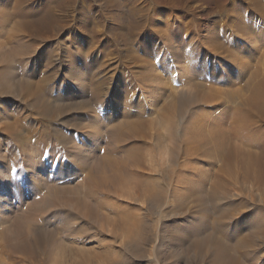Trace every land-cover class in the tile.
I'll return each instance as SVG.
<instances>
[{
  "label": "rangeland",
  "instance_id": "rangeland-1",
  "mask_svg": "<svg viewBox=\"0 0 264 264\" xmlns=\"http://www.w3.org/2000/svg\"><path fill=\"white\" fill-rule=\"evenodd\" d=\"M245 1L72 0V3H67L66 0H0V10L4 8L3 12L8 8L12 12L14 6L21 4L22 7L34 10L30 15L36 16L35 19L42 7L56 2L63 3L55 6L53 10L61 28L42 42L26 39L25 44L30 47H25L23 57H27V50L32 48L33 51H28V55L31 53V59L39 63L33 65L36 68L32 70L34 77L40 80L45 76L51 78L52 83L54 77H57L58 83L66 84L61 94L64 95L67 111L64 118H71L68 125L76 122L73 119L75 117L79 118V123L89 124L90 116L94 114L102 122L109 123L108 126L100 128L94 140L86 129L72 130L69 126L64 129V133L73 138L74 144L90 147L91 150L87 152L89 159L82 168L84 172H79L80 175L76 178L62 177L61 180H57L56 175L61 165L71 166L76 170L69 162L68 149L65 146L48 138L42 145L33 147L31 152L38 151L40 157L36 160L39 167L31 171L23 150L26 147L24 134L20 132L12 137L5 136L0 128V157H4L0 158V170H6V175H9L0 176V206L3 203L9 207L5 206V210L2 207L0 211L6 212L3 220L8 223L10 230L6 242L1 241L4 243L0 249V257L4 258L3 264H210V258H207L197 243L204 242L216 232L214 222L219 216L216 211L219 204L229 212L228 217L223 219L224 223H230L232 227L242 224L234 235L245 233L248 237L253 234L251 238L259 236L251 232L250 220L252 213L264 212V193L251 183L240 181L238 184H230L228 177L223 176L221 182L227 185L229 194L235 193V198L227 197L229 194H225L223 189L222 198H228L229 201L219 203L211 198V194L216 188L217 176L223 163L217 161L218 157L213 165L185 158V151L190 146L186 145L185 139L188 126L196 131L201 129L202 134L209 136L222 122L229 126L236 123L235 116L229 118L230 111L241 108L240 100L251 93V88L243 85L246 76L243 78L244 82L237 80L240 67L247 68V76L256 67L264 70V19L251 12V9L247 11L244 7L250 5ZM235 8L239 13L237 16H241L246 24L237 33L234 29L237 17L230 15ZM134 10L143 13L136 19L146 22V27L137 34L136 41L134 39L137 36L131 37L132 34L129 35L127 31L128 16ZM0 27H5L3 21ZM244 33L247 35L242 38ZM4 40L0 35V60H13L10 63L15 64L14 60L20 53L9 48ZM210 40L220 41L225 45L226 51L242 57L240 62L243 65L230 62L226 54L214 55L209 52L204 42L208 45ZM255 40L258 45L254 46ZM80 48L87 49L88 57L80 60L77 58ZM133 53L141 60L132 59L130 56ZM47 56L50 57L52 65L45 63ZM151 65L156 68V77L149 75ZM182 67L187 69L192 78L186 79V73L185 76L182 75ZM29 68L32 69L31 66ZM90 72L93 73L92 78L99 79L103 84V91L107 94L104 104L101 99L99 101L93 97V86H90V91L83 92L81 86L70 82L75 75L79 80H85ZM144 76L147 79L141 81L140 78ZM194 81L200 83L205 90L212 85L219 89L218 95L217 92L214 93L216 100L213 104L208 105L201 93L196 96L188 94L193 89L192 86H187L195 83ZM125 88L130 91L128 95ZM230 93L240 99L228 96ZM84 99L88 102L90 100L92 104L89 112L82 111L78 106ZM127 100L131 103L130 106L137 103L134 106L136 113L146 128L144 130L147 134L144 133L145 138L139 139L140 141L124 137L119 131L122 129L121 122L128 118L131 110L123 108L117 116L112 117L113 111L108 109L110 104L117 105ZM101 104L107 106L101 109ZM14 109V106L7 107L5 114L13 113ZM1 110L3 109H0V113ZM15 113L17 114L16 111ZM114 120L118 122L112 123ZM195 121L200 122L202 127H194L197 123ZM2 122L6 123L5 120ZM261 124L264 125V122ZM133 154H140L144 160L147 159L137 172L143 186L146 181H152L150 189L153 193L146 195L141 190L139 202L130 200L128 196L120 199L106 194L108 190L104 183L116 176L121 163L127 167L126 172L121 174L127 182L131 170L127 165L130 164ZM217 169L219 170L216 173ZM182 173L187 179L198 180L205 185L207 195L203 199L199 201L190 198V190H185L178 182V176H182ZM41 175L50 184L48 189L41 185L43 179L37 180ZM84 175L89 176L88 186L93 190L89 194L81 188L73 195L58 193L57 188L61 186L80 185ZM63 202L68 206L64 207ZM181 204L184 210H180ZM233 204H239V209L233 208ZM126 212L132 213L138 219L140 217V239L132 245L121 246L119 236L123 229L116 226L111 219H124ZM72 214L78 218V227H85L86 236L91 237L86 243L79 240V243L73 242L70 236H66L64 227L68 224V215ZM104 214H108L111 219ZM106 218L109 219L108 223ZM0 223L3 224L2 221ZM101 226H104V232ZM185 230H188V234L182 232ZM203 237L206 239L202 240ZM259 241L258 246L249 250L257 251L263 257L264 237L259 236ZM56 251L57 254L54 253ZM263 261L264 257L261 262Z\"/></svg>",
  "mask_w": 264,
  "mask_h": 264
},
{
  "label": "bare ground",
  "instance_id": "bare-ground-1",
  "mask_svg": "<svg viewBox=\"0 0 264 264\" xmlns=\"http://www.w3.org/2000/svg\"><path fill=\"white\" fill-rule=\"evenodd\" d=\"M247 1L250 7H244V8H246L247 11L251 9V12L257 15L259 18L264 19V0H247ZM66 2L72 3V0H66ZM58 5H63V3L56 2L54 4L47 5L46 7H42L43 9L39 11L40 13L39 15L37 14L38 16L36 19H35L36 16L35 17L31 16L32 15L31 13H33L34 10L32 11L28 7H24V6L22 7L21 4L14 6L15 9L12 12L10 11L9 8L8 9L5 8L6 10L4 12H3L4 8L3 10H0L2 11L0 12V24L3 21L4 26H5V27H0V35L5 39L4 40L5 44L9 46V48H12L13 51L18 50V52L20 53V55L16 54L17 57L15 56L16 57V59L14 60L15 64L13 62L10 63L13 60H11L10 62H8V60L6 61L0 60V109H3L1 110V113H0V121H1L0 128L3 130L5 136L8 135L12 137L16 133H20V132L24 134V137L26 139V143H25L26 147H24L23 150L27 158L26 163L32 169L31 171L39 167L36 165V160L38 161L37 157L39 156L40 153H38V151L31 152V149H34L33 147L42 145L45 141H47L48 138L55 139L56 141H58L59 144H62L63 146H65L68 149V155L70 159L69 162L72 165H74L76 170L74 171L71 166L65 167V165H61V167L56 173L57 180H61L63 179L62 177H67L69 179L76 178V176L80 175L79 172L81 173L82 171L84 172L82 168L84 167L87 159H89L87 152L91 150L90 147L84 148L83 145L78 146V144L77 145L74 144L73 138L72 137L70 138L68 134L64 133V129H66L67 126H69L71 129L72 128L86 129V132L91 136L89 137L92 140H94L98 136L100 128L103 126H108L109 123L102 122L99 119V117L95 116L94 114L90 116L89 124L79 123L78 122L79 118L75 117L73 119L76 122H74V124L68 125V121L71 118L69 117L64 118L65 117L64 114L67 111H66V106H65L66 104L64 103V99H63L64 95L61 94L64 91V87L66 84H64V82L58 83L57 77H54L53 83H52L51 78H48L45 76L42 77L40 80H37V78L34 77L35 76L33 75L34 71L32 70H35L36 68H34L33 65H38L39 63L31 59L32 56L30 57L31 55L30 52H29L30 55H28V51L32 50V48H30V50H27V57H23V54H25L24 52L26 49L25 47H27L25 42L28 41V38L39 40L42 42V41H45L49 37V35H54V33L58 31V29L61 28V25L59 24V20L58 18L54 16V11H53L54 7ZM129 14L130 16H128L129 18L127 21V28H128L127 31L129 35L132 34L131 37L137 36L134 39L136 41L138 38L137 34H139L140 30L146 27L145 26L146 22L143 23L139 21L138 19H136V17H140L143 15V13H141V11L139 10L130 11ZM230 15H232V17H234V15L237 17L235 18L237 19V22L236 21L235 23L233 22L235 32L238 30H242V28L246 26L241 16H237L239 15L237 8L232 9ZM14 19H17V20L13 21ZM149 22L153 23L151 20H149ZM8 25H10V27ZM6 26H8L9 28H6ZM148 27H149V30H151V26L148 25ZM242 35H243L242 38H244L246 37L247 33H244ZM21 42H23L24 44H20ZM204 43H205L206 48L212 54L214 55H219V54L225 55L226 54V56L230 58V60L228 59L230 62H234V64L236 65L239 63V66L243 65V63L240 62L242 60V57L240 56L237 57V55L235 56V54L234 55L231 54L232 52L229 53L230 52L229 50L226 51L224 47L225 45L222 44L220 41L217 42L214 40H210L208 42V45H206L207 44L206 42ZM209 43H211V45ZM28 44L30 45V42H28ZM172 45H174V43L171 44V46ZM255 45H258L256 43V40L254 42V46ZM21 47H23L24 49H21ZM88 53L89 52H87V49L84 50L80 48L77 52V58L79 60L82 59V57L86 58L88 57ZM130 57L132 59L141 60V58L138 57L136 53H133L132 56ZM44 61L48 65L53 64L51 63V59L48 56L45 57ZM29 66L32 67L31 70ZM150 68L151 69L149 70V75L156 77L157 76L156 68L153 65H151ZM181 69H182V75L184 74L185 76V73L188 74L186 75L187 76L186 79L192 78V76L189 73H187V69L183 67ZM92 74L93 73L90 72V74L88 75V78L86 79L83 78L85 80H79V78L75 75L74 78L70 79V82H74L79 87L81 86L80 89L83 92H86L87 90L90 91V86H93V90H91L93 91L92 92L94 95L93 97H95V99H98L99 101L101 99V101L104 104L107 94H105V92L103 91L104 89L103 84L99 79L95 80L94 78H92ZM245 76L247 77V79L245 83H243V85L245 84L246 86H248V88L250 87L251 91L250 89L249 91L251 93L249 96L242 99L243 101L240 100V102L242 103V104L240 103L242 105L241 108L238 107L239 109L237 108L234 110L232 109L230 111V115L228 113L229 118L235 116L236 118L235 124L229 126L228 123L225 124V122L224 123L222 122L218 124L214 130H212L213 132H210L211 134H209V136L207 135L205 136V133L202 134L203 132L201 131V129L200 130L197 129L196 131L193 127H192L193 129L188 128L189 126L187 127V132H185L186 134L185 139L187 142L186 145L188 144L190 145L189 148L187 147L185 151V158L212 164L216 162L217 160L216 157H218L217 161L223 163L222 164L223 168L219 171L218 176H217L216 188L213 189V192L211 194L212 196L211 198L213 200H216L219 203L229 201L228 198H227L228 201L224 197L222 198V195L224 196V192L222 191L223 189L225 190V194L227 193L229 194L228 192L229 188H227V185L221 182L222 180L221 178L223 176L228 177L230 184L231 183L238 184L240 181L251 183L255 188L261 190L264 193V125L261 124L264 122V70L259 67L258 68L256 67L255 69L251 71V73L248 74L249 76L248 77L247 68H244L243 66H241L239 72L237 73V78H238L237 80L240 79L242 82H244L243 78H246ZM145 77L146 76L141 77L140 80L145 81L147 79V77L146 78ZM194 82L195 83H192L189 86H187V88L192 86L191 88L193 89L191 93L190 92L189 93L187 92V93L190 95L195 94L194 96L201 93L200 94L201 97L205 98L206 103L207 104L209 103L208 105L213 104L214 101L216 100V95L214 93L219 91V89L215 85H212L210 89L205 90L200 83L197 84L196 81ZM125 89H126V95H128V92L130 91H128L127 88ZM217 95H218V92H217ZM229 95H232V97H236V95L232 93L228 94V96ZM236 98L238 99L239 97H236ZM85 99L79 102L78 106L82 111L89 112L92 109L91 108L92 104L90 100L88 102L86 101L87 99L86 100ZM11 102H13L14 104ZM130 104L131 103L129 102V100H127L125 103L120 102L117 105L110 104V108L108 109H110V111H113L111 113L112 117L117 116L120 113V110L123 108L131 110L128 115V118L124 119L123 122H121L122 129L119 131H121L120 134H122V136L124 137L127 136V138L129 139L140 141L139 139L145 138L144 133H146V130L144 129L146 128L144 127L142 122L139 120V115L136 113V110H135L136 108L134 106H136L137 103H135V105H132V106H130ZM10 106L15 107L16 110L14 109L13 111L14 112L16 111L17 114L16 113L14 114V112L9 115H7L8 113L5 114L6 108ZM106 106H102L101 104L99 108L103 109V107H106ZM228 115L226 117H228ZM194 119L195 118L193 117V120ZM2 120H5L6 123H3ZM47 121L52 122V124H49ZM114 122H118V120H114L112 123ZM193 126L194 127L196 126V128H199L200 126L202 127L200 122L195 123V125ZM93 136L95 138H93ZM127 138H124V139H127ZM157 138L158 137H156V139ZM159 142H156V143H159ZM0 158L2 159L4 157L1 156ZM145 160L143 159L142 155L133 154L130 160V164L127 165L129 169H131L129 180L127 182L124 181V178H123L124 175L123 176L121 175L127 167H126V164L121 163L120 167L118 166L119 172L115 174L116 176H114L111 180H109V181H112V183L109 184L110 183L109 181L104 182L108 190V192L105 190L107 192L106 194H112L116 198H120V199L128 196L130 200H133L135 202L140 201L141 194H142L141 190H144L146 195L147 194L151 195L153 193L151 191L152 189H150L151 188L150 183L152 181L149 183L146 181L145 184L147 186L146 185L143 186V184L140 181L139 175L137 174V172L139 171V168H141V166L145 163ZM218 170L219 169L216 170V173L218 172ZM6 172L7 171L4 169L0 170V176L1 177H4V175L7 176L8 174L6 175ZM41 176H39L37 180L39 181L40 179H43L44 182L41 185L45 186L44 189H48L47 186L50 184L45 182L47 180L46 178H43L44 175L42 177ZM180 176L181 174L178 176L179 177L178 182H180V185L182 184L184 186L185 190L186 189H188V191L190 190V194H191L190 198H192L193 200H199V199L201 200L207 195L205 192V187H204L205 185L203 186L201 181H198V180L193 181L194 179L189 180L183 175V173H182V176L181 177ZM183 176L185 178H183ZM88 177L89 176L84 175L82 177V183L80 185L77 184L78 185L77 187L71 184H67L64 187L61 186L57 188V191H59L58 192L59 194L69 193L73 195V194L78 193L81 188L82 190H84L85 192L89 194L90 191H93V190L92 188L88 186ZM108 187H111V188H108ZM49 189L51 188L49 187ZM127 190L128 192H126ZM127 193H129L130 195H128ZM234 196H235V193L227 195V197H231L233 199L235 198ZM180 198L182 199V197ZM182 200H184V198ZM182 204L185 205V202H183ZM182 204L179 205L180 210L181 208L184 210V207ZM49 205H52V204L49 203ZM66 205L68 206V204H65L64 207ZM5 206L7 205L5 204L3 205V203H1L0 208L3 207V209L5 210L6 209ZM239 206H240L239 204H233V208L237 209ZM216 207H217L216 211L219 213L218 219L215 217L216 220L214 222V228L216 230L215 232L216 234L213 231L214 234L213 235L211 234L212 237L208 236L209 239H206L205 237H203L202 240L204 239L206 240L204 242L202 241V242L197 243L199 244V247L201 246L200 248L202 249L203 252H205V255L207 256V258L208 257L210 258L209 259L211 260L210 264H264V261L261 262L264 256L260 257L258 252L254 248L252 249H254L256 252H254L253 250L251 251L254 252L255 254L251 253V251L249 250L251 247H254L256 245L258 246V243H260L259 236L264 237V223H262L261 221L262 219L261 216L264 215V212L256 211L252 213L251 220H250V217H248V219L252 221L251 232H254L257 235H259L258 237L251 238L253 234L249 235L250 233L248 235L251 237H248L247 234L245 233L244 234L242 233L239 235H236L235 233L234 235L233 233L239 230L242 227V224L238 223L237 225H235V227H232L230 223L229 224L224 223L223 219L225 217H228L227 213L229 212L227 211L226 208L221 207L220 204L217 205ZM232 211L234 210L232 209ZM126 213L127 214L124 219H117V220L111 219V217H108L109 216L108 214H107L108 216L104 214L108 218L113 220L116 226L121 227L123 229L122 234L119 236L121 246H127V244L132 245L135 242L139 241L140 239V231H141L139 229L140 217L138 219L137 216L133 215L132 213L130 214L128 212ZM56 214L58 215V213ZM119 214H123V213H119ZM4 216H6V212H4L3 210L0 211V221H2L3 223L2 225L0 223V249L2 248L1 246L4 244L1 241L6 242L7 240L6 238L10 234L8 223L4 222L3 220ZM232 216H235V214ZM68 217H69L68 224L66 223L67 225L66 227H64L67 232L66 236H70V238L74 240L73 242L79 243V241H83L86 243L91 238V237L88 238V236H86V233H87L86 228L83 226L78 227L80 226V225H77L78 218L76 216H73V214L68 215ZM108 218H106L107 223L109 222ZM141 227H142V224H141ZM101 230L104 232V226H101ZM182 232H184V234H188V230L187 232L186 230ZM183 236L185 237L186 235H183ZM116 240L118 239L116 238ZM5 247H6V244H5ZM57 252L58 251L54 253L57 254ZM127 256L128 255H126V258ZM49 257L50 256H48V259ZM3 263H4V258L0 257V264H3Z\"/></svg>",
  "mask_w": 264,
  "mask_h": 264
}]
</instances>
